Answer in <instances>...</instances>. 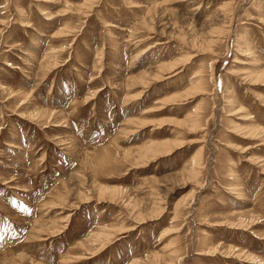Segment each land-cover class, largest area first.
Returning <instances> with one entry per match:
<instances>
[{"label":"rangeland","instance_id":"obj_1","mask_svg":"<svg viewBox=\"0 0 264 264\" xmlns=\"http://www.w3.org/2000/svg\"><path fill=\"white\" fill-rule=\"evenodd\" d=\"M263 69L264 0H0V264H264Z\"/></svg>","mask_w":264,"mask_h":264},{"label":"bare ground","instance_id":"obj_2","mask_svg":"<svg viewBox=\"0 0 264 264\" xmlns=\"http://www.w3.org/2000/svg\"><path fill=\"white\" fill-rule=\"evenodd\" d=\"M217 33V32H216ZM218 34V33H217ZM216 34V35H217ZM238 42V41H237ZM237 44H235V46H236ZM248 48L249 47H247V51H249L248 50ZM250 49V48H249ZM240 50V49H239ZM250 52V51H249ZM245 56V55H244ZM178 64V63H177ZM177 64L176 63H174V64H170V68L171 69H173V68H176L175 66H177ZM230 72V71H229ZM231 74V73H230ZM258 75H257V77H260V76H262V75H264V69L262 70V71H260L259 73H257ZM255 77V76H254ZM252 84V83H251ZM132 133H133V131H132ZM156 144V143H155ZM154 144V145H155ZM181 146V143H174V144H172V145H170V144H168V142L166 141V142H162V143H157L156 144V147H150L149 149H143L142 150V152H143V156H144V158L146 159V157H151V158H149V159H147V161L148 162H150V161H153L154 159H156V158H158V157H161V156H163L164 154L166 155V154H170V153H172L175 149H177V148H179ZM201 153V152H200ZM199 153V154H200ZM195 158L196 157H198L197 155H195L194 156ZM147 162V163H148ZM197 164H198V162H195L194 163V167L192 168L193 169V171H194V173H192V175H191V177H194L195 179H196V177H197ZM99 193H101V194H99L100 195V197H105V192L104 191H100ZM100 202V201H99ZM106 240H107V242H108V239L106 238ZM105 240V241H106ZM104 242V241H103ZM103 247V246H102Z\"/></svg>","mask_w":264,"mask_h":264}]
</instances>
